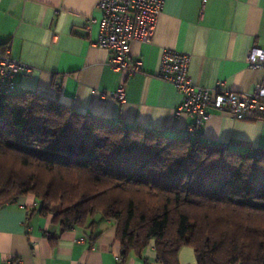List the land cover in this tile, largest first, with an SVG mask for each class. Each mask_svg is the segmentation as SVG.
<instances>
[{"label": "trees", "instance_id": "1", "mask_svg": "<svg viewBox=\"0 0 264 264\" xmlns=\"http://www.w3.org/2000/svg\"><path fill=\"white\" fill-rule=\"evenodd\" d=\"M24 195L61 231L113 221L118 264L152 242L162 264H179L184 246L196 264H264V151L119 125L33 91L0 92V206Z\"/></svg>", "mask_w": 264, "mask_h": 264}, {"label": "crops", "instance_id": "2", "mask_svg": "<svg viewBox=\"0 0 264 264\" xmlns=\"http://www.w3.org/2000/svg\"><path fill=\"white\" fill-rule=\"evenodd\" d=\"M99 0H0V53L31 67L14 76L16 91L55 97L82 114L170 137L188 136L193 118L178 111L182 96L158 76L162 53L174 49L190 56L189 76L214 94L215 87L251 92L263 81L246 60L253 46H264V0H165L151 43L134 41L132 60L142 71L125 76L109 64L111 51L92 43L83 26L101 17ZM123 84V101L111 97ZM200 140L240 151H264V121L236 119L210 111L199 128ZM32 195L0 206V264H118L121 248L116 225L96 217L92 228L61 231L43 216ZM29 211V213H27ZM53 237V239H52ZM179 264H196L193 249L178 252ZM126 264H162L153 242Z\"/></svg>", "mask_w": 264, "mask_h": 264}, {"label": "built area", "instance_id": "3", "mask_svg": "<svg viewBox=\"0 0 264 264\" xmlns=\"http://www.w3.org/2000/svg\"><path fill=\"white\" fill-rule=\"evenodd\" d=\"M164 2L165 0H99L97 7L101 11V17H89L83 28L88 34L97 24L98 36L92 43L111 51L109 64L112 69L125 76H132L142 71V63L130 58V45L134 41L151 43L157 16ZM189 61L188 54L165 49L158 71V76L172 83L182 96L178 111L193 118L187 129L189 137L200 140L199 128L208 119L211 110L229 114L236 119L264 121V46H253L247 56L248 66L260 70L263 79L251 92H234L217 85L215 93L211 94L210 89L192 82ZM31 70L30 66L13 59L8 50L0 53V92L14 93L15 74L19 71L29 73ZM124 96L123 84L111 94L118 101H123ZM200 141L211 145L208 140Z\"/></svg>", "mask_w": 264, "mask_h": 264}]
</instances>
